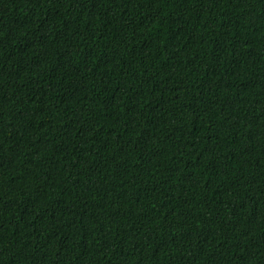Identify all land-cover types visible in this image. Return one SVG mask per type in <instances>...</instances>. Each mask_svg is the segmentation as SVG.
I'll return each mask as SVG.
<instances>
[{"label":"trees","instance_id":"16d2710c","mask_svg":"<svg viewBox=\"0 0 264 264\" xmlns=\"http://www.w3.org/2000/svg\"><path fill=\"white\" fill-rule=\"evenodd\" d=\"M0 264H264V0H0Z\"/></svg>","mask_w":264,"mask_h":264}]
</instances>
